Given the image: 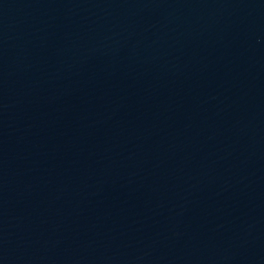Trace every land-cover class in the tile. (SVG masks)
<instances>
[{
	"label": "water",
	"instance_id": "obj_1",
	"mask_svg": "<svg viewBox=\"0 0 264 264\" xmlns=\"http://www.w3.org/2000/svg\"><path fill=\"white\" fill-rule=\"evenodd\" d=\"M0 264H264V0H0Z\"/></svg>",
	"mask_w": 264,
	"mask_h": 264
}]
</instances>
